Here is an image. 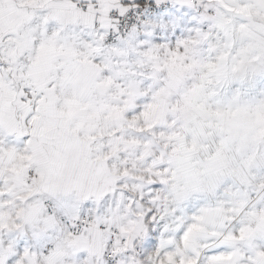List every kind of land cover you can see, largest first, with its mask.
<instances>
[{
	"label": "snow or ice",
	"instance_id": "1",
	"mask_svg": "<svg viewBox=\"0 0 264 264\" xmlns=\"http://www.w3.org/2000/svg\"><path fill=\"white\" fill-rule=\"evenodd\" d=\"M0 264H264V0H0Z\"/></svg>",
	"mask_w": 264,
	"mask_h": 264
}]
</instances>
